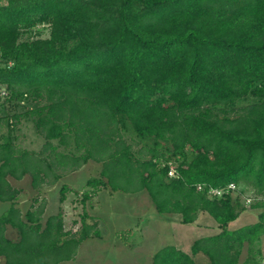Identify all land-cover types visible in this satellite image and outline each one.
Segmentation results:
<instances>
[{
	"label": "trees",
	"instance_id": "1",
	"mask_svg": "<svg viewBox=\"0 0 264 264\" xmlns=\"http://www.w3.org/2000/svg\"><path fill=\"white\" fill-rule=\"evenodd\" d=\"M38 25L47 38L31 37ZM0 90V112L19 110L12 118L31 121L54 159L1 136L0 201L10 204L0 217V264L69 261L99 236L84 221L79 234L65 232L59 214L42 226L40 208L22 219L7 180L30 174L38 186L49 173L59 178L54 166L88 161L101 169L81 202L100 189L145 191L157 213L182 224L200 212L215 220L220 232L191 246L208 264H238L245 246V264H264V210L229 229L245 210L234 193L251 188L262 197L249 207H264V0H0ZM7 120L0 115L10 132ZM228 183L236 188L208 194ZM6 224L18 240L4 236ZM254 247L259 260L250 258ZM152 264L199 263L168 245Z\"/></svg>",
	"mask_w": 264,
	"mask_h": 264
},
{
	"label": "rangeland",
	"instance_id": "2",
	"mask_svg": "<svg viewBox=\"0 0 264 264\" xmlns=\"http://www.w3.org/2000/svg\"><path fill=\"white\" fill-rule=\"evenodd\" d=\"M48 36L49 28L46 25H38L32 29V38H47ZM246 103L242 102L238 105ZM18 111L11 108L5 114L0 112L2 117L7 116L9 119L7 121L8 124L10 123L11 130L9 132L6 121L0 123V142H2L3 134H9L15 149L41 153L45 139L36 132L31 121L12 118V115ZM55 143L53 141V144ZM42 153L43 156H49V160H54L47 149ZM100 169L101 164L94 161H88L75 170H62L60 167L54 166L53 172L59 178L53 180V175L49 173V176L38 186H32L30 174H25L21 179L7 177L10 185L23 194L17 202L19 208L21 207L19 211L22 214V219H24L25 211L36 212L40 208L39 222L42 226L47 218L59 214L65 232L79 234L83 221L89 226L90 231L98 230L99 238L83 240L72 260L58 264H148L143 255L141 256L142 262L139 261L141 257L139 258L133 249L135 245L147 247V250L155 253L162 246L173 245L177 237L176 232L183 234L187 239L197 235L187 230L174 231V229L167 228L166 224L162 222L166 214L157 213L145 191L124 193L111 192L109 188H106L105 191H99L101 193L97 201L98 204L95 205L92 202L94 197L84 203L81 202L82 192L90 189L89 186H86L87 179L97 177ZM63 184H66L68 190L61 201L60 189ZM233 197H237L245 207L243 210L245 213L239 216L238 225L257 222L258 215L264 210V207L252 209L249 204L254 198L260 199L262 196L256 195L253 189L246 188L244 191L234 193ZM94 202L96 203V201ZM90 205L92 206L90 207ZM57 220L53 222L55 223ZM208 220V217H202L201 223L207 224ZM13 232L16 231L13 230ZM7 237L13 241L16 238V233H9ZM259 242H264V235L260 237ZM255 249L256 247L253 248L254 252L250 258L259 260L260 257L255 253ZM247 255L243 249V257L240 260L246 258Z\"/></svg>",
	"mask_w": 264,
	"mask_h": 264
},
{
	"label": "crops",
	"instance_id": "3",
	"mask_svg": "<svg viewBox=\"0 0 264 264\" xmlns=\"http://www.w3.org/2000/svg\"><path fill=\"white\" fill-rule=\"evenodd\" d=\"M86 190H89V189H86ZM103 190L104 189H100L99 191L102 192ZM99 191L93 193L92 196H91V197H94V200H92V202L95 205L98 204L97 201L100 198V193L101 192L99 193ZM21 193L22 192L20 191V193L17 194L16 199L14 200V206L18 210H20V208H21V207L19 208V204L17 203L19 201V199L23 195ZM91 197H90L89 200H91ZM95 197H96L97 200L95 199ZM147 197H148V195H147ZM94 201H96V203ZM9 204H10L9 202H1L0 201V217L5 213V211H7V209L9 208ZM91 206L92 205H90V207ZM242 213H245V211H242L238 215V217L229 224V229L230 230L237 229L239 227L244 226L241 223L238 225V221L240 219L239 216ZM205 216L208 217V219H209L208 220L209 223H207V224L201 223V218L205 217ZM210 217L211 216L208 215L207 213L200 212L198 214V216H197V219L193 223H191V224H182L180 222V216L179 215H177V214H166V216H164V220H162V222H163V224H166L165 226H167V228H169L170 230H173V229H174V231L175 230L176 231L187 230V231H189L191 233L197 234L195 237H191L190 239H187L185 236H183V234H180L179 232H176L177 233V237L175 238V243L173 245H170V246H174L175 248H177V249L189 254L196 263L208 264L209 263V259L202 252H198L196 254H192L191 253V246H192L193 242L195 240H197V239H200V238H203V237H208V236H213V235H216V234H218L220 232V229L218 228L217 223L215 222V220L212 217H211L212 219ZM13 230L16 231V232H13ZM9 233H14V234L16 233V238H14L13 241L18 240L17 230L15 228L11 227L9 224H6L4 226L3 234H4V236L7 239H8L7 236H8ZM150 233H152V232H150ZM93 238L96 239V238H99V236H96V237L93 236L92 238H87V239H93ZM87 239H85V240H87ZM10 240H12V239H10ZM257 247L260 248L261 256L263 258L264 257V242H259L257 244ZM133 249H134L135 253L139 256V258L143 255V257H146L145 258L146 262L148 264H152V257H153L154 252H152L150 250H147V247L144 248V247H141L139 245H135V247H133ZM244 249H245V252H246V255H247V247L245 246ZM242 257H243V251H242V253L240 255L238 264H245L244 262H245L246 258H243V260H240ZM141 259H142V257L139 259L140 262H142ZM0 260H1V262H3V259H0ZM131 263H133V261H131Z\"/></svg>",
	"mask_w": 264,
	"mask_h": 264
},
{
	"label": "built area",
	"instance_id": "4",
	"mask_svg": "<svg viewBox=\"0 0 264 264\" xmlns=\"http://www.w3.org/2000/svg\"><path fill=\"white\" fill-rule=\"evenodd\" d=\"M0 95H5L4 90H0ZM174 173L173 169H171L168 174L172 176ZM198 189L201 188L200 185L197 186ZM236 186L233 183H228L225 187L222 188H210L208 194L211 196H222L224 193H228L230 190H234Z\"/></svg>",
	"mask_w": 264,
	"mask_h": 264
}]
</instances>
